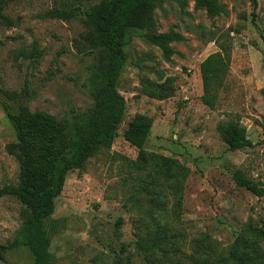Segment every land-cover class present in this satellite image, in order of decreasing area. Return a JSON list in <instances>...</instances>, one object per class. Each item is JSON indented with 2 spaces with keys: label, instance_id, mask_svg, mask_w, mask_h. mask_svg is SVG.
<instances>
[{
  "label": "rangeland",
  "instance_id": "obj_1",
  "mask_svg": "<svg viewBox=\"0 0 264 264\" xmlns=\"http://www.w3.org/2000/svg\"><path fill=\"white\" fill-rule=\"evenodd\" d=\"M256 1L253 8L251 0H219L225 13L214 18L192 0L158 6L157 31L182 38L170 44L168 59L139 33H128L117 81L125 102L118 135L68 172L46 221L51 264H222L245 227L264 222V195L257 197L232 179L240 171L264 189V0ZM77 5L76 0H13L2 8L11 24L0 21V84L20 93L21 100L28 98L31 112L60 119L92 105L83 85L88 66L103 62V54L94 60L75 42L86 31L79 18L43 17ZM226 32L228 79L211 110L199 101V65L217 51L215 41ZM34 45L41 53L32 65ZM135 115L151 121L141 150L122 137ZM237 118L253 146L231 151L219 127ZM14 141L0 107V188L17 182V161L6 151ZM19 207L15 198L0 197V244L18 229ZM260 246L264 249V241ZM0 264H33V259L20 247Z\"/></svg>",
  "mask_w": 264,
  "mask_h": 264
},
{
  "label": "trees",
  "instance_id": "obj_2",
  "mask_svg": "<svg viewBox=\"0 0 264 264\" xmlns=\"http://www.w3.org/2000/svg\"><path fill=\"white\" fill-rule=\"evenodd\" d=\"M13 0H0V21L10 26L2 8ZM74 7L54 8L44 18L69 21L79 18L86 28L75 42L97 58L103 54L100 64L88 66V76L83 87L92 99L85 111H70L57 118L43 111L31 112L27 100L21 94L9 91L0 84V107L6 115L15 135V141L6 146V151L18 164L17 182L0 188V197L15 198L21 219L11 239L0 244V261H5L9 251L24 247L29 250L33 264H51L54 255L49 251V237L46 221L55 209V200L62 192L69 171L81 168L94 157L103 146H108L118 135V128L125 113V102L117 91V81L126 60L124 51L129 32L139 33L144 42L157 47L165 59L173 54L170 46L182 40L181 36L156 29L155 9L170 0H100L90 6L80 4ZM195 8L204 9L207 16L214 18L225 13L219 0H192ZM253 8L257 1L251 0ZM229 33L222 34L215 41L217 51L209 54L199 65L202 94L199 101L205 107L215 110L228 79L230 50ZM40 51L32 48L30 63H36ZM25 92V91H24ZM151 121L143 115H135L122 132L125 141L141 150L148 138ZM222 139L231 151L251 148L246 128L240 119L229 120L225 128L219 127ZM232 179L257 197L264 195L258 183L246 178L240 171L232 173ZM122 219L116 221V229ZM264 222L255 227L248 225L244 235L238 237L222 258V264H264ZM142 249H144L142 247ZM148 251L153 249L145 248ZM146 254L150 260L151 255ZM207 263V262H204Z\"/></svg>",
  "mask_w": 264,
  "mask_h": 264
}]
</instances>
